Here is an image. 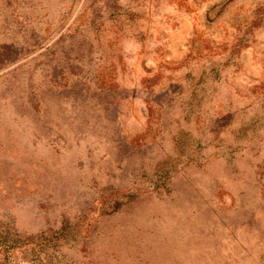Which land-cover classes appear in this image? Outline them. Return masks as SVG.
<instances>
[{"label": "rangeland", "instance_id": "rangeland-1", "mask_svg": "<svg viewBox=\"0 0 264 264\" xmlns=\"http://www.w3.org/2000/svg\"><path fill=\"white\" fill-rule=\"evenodd\" d=\"M0 264H264V0H0Z\"/></svg>", "mask_w": 264, "mask_h": 264}, {"label": "trees", "instance_id": "trees-1", "mask_svg": "<svg viewBox=\"0 0 264 264\" xmlns=\"http://www.w3.org/2000/svg\"><path fill=\"white\" fill-rule=\"evenodd\" d=\"M117 8V6L116 7H109L108 9H111V11H114L115 9ZM98 16H99V14H98Z\"/></svg>", "mask_w": 264, "mask_h": 264}]
</instances>
